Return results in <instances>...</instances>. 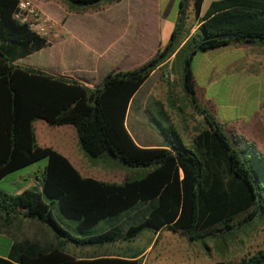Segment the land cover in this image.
<instances>
[{
  "label": "trees",
  "instance_id": "1",
  "mask_svg": "<svg viewBox=\"0 0 264 264\" xmlns=\"http://www.w3.org/2000/svg\"><path fill=\"white\" fill-rule=\"evenodd\" d=\"M67 1L91 7L117 0ZM203 2L179 0L177 20L167 43L138 68L109 73L100 87L90 89L14 65L16 60L47 47L48 41L14 20L18 0H0V180L46 161L41 192L28 190L14 196L0 191V212L7 224L18 217L38 220L52 228L59 241L75 246L131 241L143 231L162 228L204 247L208 238L223 246L242 228L255 231L264 218V157L251 144L245 145L247 156L234 148L222 125L199 104L191 63L198 52L236 44L264 45V0L213 1L200 17ZM190 6L193 20L199 23L193 33ZM169 61L172 69H182V88L193 110L202 117L200 128L192 139V149H188L173 128L156 120L171 149L140 148L125 128L127 107L148 76ZM160 113L165 114L163 110ZM36 120L73 126L79 148L88 159L118 163L141 173L122 184L82 178L63 156L37 145ZM135 209L139 213L129 217L127 229L116 225L94 234L100 222L126 216ZM53 211L79 237L62 228ZM13 253L14 261L0 257V264H140L139 260L120 258L78 261L65 254L59 244L45 249L24 242L14 246ZM238 264H264V252L247 255Z\"/></svg>",
  "mask_w": 264,
  "mask_h": 264
},
{
  "label": "crops",
  "instance_id": "2",
  "mask_svg": "<svg viewBox=\"0 0 264 264\" xmlns=\"http://www.w3.org/2000/svg\"><path fill=\"white\" fill-rule=\"evenodd\" d=\"M213 1L217 0H209L208 4H205L204 0L200 17ZM33 2L37 9L51 20L50 34L46 38L48 46L16 60L14 65L38 70L53 77L72 80L90 89L100 87L109 73L132 71L149 61L157 50L170 39L178 15L173 13L170 16L166 12L165 6L168 0H117L91 7L71 5L67 0H33ZM171 3L172 8L173 1ZM188 13L190 17H193L191 9ZM164 25L167 26V30L164 31L165 35L168 34L169 37L163 39ZM198 25L199 23L196 22L191 33ZM239 45L209 51H217V61L220 65L227 66L224 68V74H231V66L241 67L240 73L243 75L232 85V88L229 84L227 85L226 100L228 106L231 101L242 112H245L250 101L247 99L251 93L255 92V96L258 98L263 95L264 45ZM164 74L171 73L166 72L163 65L156 68L133 94L127 107L125 128L133 142L140 148L171 149L169 139L162 126L157 123L153 111L148 109L150 100H162L166 107L167 100L185 99L190 102L182 86L179 84L180 86L177 88L172 85L171 81L164 78ZM247 74H251V76L258 74L256 75L258 76L256 89L248 90V85L252 86L250 83H246L249 80L243 83ZM223 95L225 97V90ZM159 104L163 106L161 101ZM176 107L178 108L177 105ZM199 117L202 119L201 115ZM33 130L38 146L50 148L63 156L82 178L103 183L122 184L125 179L135 178L141 173L139 169L125 168L118 163L89 160L79 148L76 131L71 125L52 126L43 120H36L33 122ZM41 161H44L43 177L46 161ZM32 174L29 172L20 175L19 179L15 180V182L26 181L23 186L18 187L15 194H9L1 189L0 191L14 196L24 191H30L31 188L29 189L28 186H30ZM42 177L39 179L40 187L36 185L39 192H41ZM34 187L33 189H35ZM138 213L137 209L134 212L130 210L127 211L126 216H117V219L114 220H104L96 227L103 225L107 231L109 228L119 225L125 230L131 224L129 217ZM66 224L67 227L73 229L67 221ZM95 229L94 234H96ZM146 234L149 236L143 238L142 235ZM179 236L184 238V242L180 245L178 242L173 243L172 241ZM0 237L7 242L6 252L0 254V257L11 261H14L12 258L15 255L13 253L14 246L24 242L45 249L59 244L65 254L78 261L101 258L134 259L139 260L140 264H213L222 261L212 259L207 262L205 254L193 253L190 249L191 245H201L200 243L189 242L180 233L167 228H162L157 232L143 231L131 241L75 246L63 243L61 239L59 241L55 231L38 220L18 217L12 223L7 224L4 215L0 212ZM49 239H55V243H48ZM136 241L138 242L136 243ZM63 246L66 247V252L62 248ZM166 254L169 256V261L166 260Z\"/></svg>",
  "mask_w": 264,
  "mask_h": 264
},
{
  "label": "rangeland",
  "instance_id": "3",
  "mask_svg": "<svg viewBox=\"0 0 264 264\" xmlns=\"http://www.w3.org/2000/svg\"><path fill=\"white\" fill-rule=\"evenodd\" d=\"M172 1L173 7L171 8L170 4H172ZM178 2L179 0H168L165 8L166 12L170 16L173 13L174 15L178 13ZM208 2L209 0H205V4H208ZM190 9L192 11V6H190ZM168 20H171V18H168ZM189 22L190 26L193 24L195 25L196 23L195 20H193V17H190ZM166 30L167 26L164 25L162 35L163 39L169 37L168 34L165 35L166 32L164 31ZM216 54L217 51H208L203 53L199 52L193 58L191 68L195 78L194 90L196 98L199 104L202 107L207 108V110L210 111V113L214 115L216 120L222 125L223 132L226 134L234 148L238 149L240 152H245V156H247V146L245 145L251 144L264 157V86L262 89V97L258 98V96H255V92L250 94L247 99L250 100L247 111L242 112V110L237 108V106L231 101V104L228 106L226 100L228 90L227 85L229 84L232 88V85H234L243 74L240 73L241 67L237 66H231V74H228V72V75L224 74V68L227 66L220 65V63L217 61ZM164 69L173 76V81L171 83L172 85L177 86V88L180 85L182 86L183 72L180 66L178 67V71H176L175 69H172L171 62L169 61L164 65ZM256 75L258 74H253V76H251V74H247L246 78L243 80V83L249 80V82L246 83H250L252 85L249 86L246 84L248 85V90L251 88L256 89L258 87V76ZM224 90L225 97L223 95ZM261 100H263V102H261ZM159 101H161L163 106L159 104ZM159 101L150 100L148 109L153 111L156 120L163 127L173 128V130L180 137L184 146L188 149H192V139L196 134V130L200 128V122L202 120L199 117L200 115L193 110L188 100H167V107L165 106L164 102H162V100ZM161 110H163L165 114H161ZM240 154L242 155V153ZM43 165L44 161H39L19 172L6 176L0 182V189L9 194H15V191L18 189V187H21L26 183V181L15 182V180L19 179L20 175L22 176L23 174L32 172L33 174L30 181V186H28V188L39 192V188H37V186L40 185L39 179L42 177ZM33 187L35 189H33ZM54 219L62 228L69 231L70 234L75 237H79L73 229L67 227L66 221L63 220L57 212H54ZM105 230L106 227L99 225L96 227L95 233L101 234ZM142 236L144 238V236H149V234ZM8 239L11 242L9 237ZM47 242L54 244L55 239H49ZM137 242L138 241H136V243ZM172 242H178L180 245V243L184 242V238L179 236V238L174 239ZM224 244L223 246L217 245L213 238H208L205 241V247L199 244H194L190 246V249L193 253L196 252L205 254V260L207 262L214 259V261L222 260L227 264H238L240 259L247 255L253 254L257 251L264 252V218L258 224L255 231L249 232L247 229L242 228L241 231L229 238V240H227ZM6 246L7 242L0 237V254H4L6 252ZM62 248L65 252L67 251L65 246ZM165 257L166 260L169 261V256H167V254Z\"/></svg>",
  "mask_w": 264,
  "mask_h": 264
},
{
  "label": "built area",
  "instance_id": "4",
  "mask_svg": "<svg viewBox=\"0 0 264 264\" xmlns=\"http://www.w3.org/2000/svg\"><path fill=\"white\" fill-rule=\"evenodd\" d=\"M13 18L39 37L47 38L50 34L51 20L37 9L33 0H18ZM164 78L173 81L171 74H164Z\"/></svg>",
  "mask_w": 264,
  "mask_h": 264
}]
</instances>
